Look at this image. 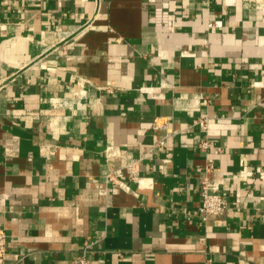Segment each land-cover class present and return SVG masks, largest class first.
I'll use <instances>...</instances> for the list:
<instances>
[{
    "label": "crops",
    "instance_id": "0c3cea01",
    "mask_svg": "<svg viewBox=\"0 0 264 264\" xmlns=\"http://www.w3.org/2000/svg\"><path fill=\"white\" fill-rule=\"evenodd\" d=\"M0 227L8 264H264V0H0Z\"/></svg>",
    "mask_w": 264,
    "mask_h": 264
},
{
    "label": "built area",
    "instance_id": "2783aa9c",
    "mask_svg": "<svg viewBox=\"0 0 264 264\" xmlns=\"http://www.w3.org/2000/svg\"><path fill=\"white\" fill-rule=\"evenodd\" d=\"M182 54L187 55L188 52L184 51ZM89 95V90L85 88H79L77 90H73L72 95L70 96L63 94L52 97L51 103L54 107H66L72 112L76 111L88 117L89 104L86 99ZM64 117L66 118L69 116ZM198 123L200 124L202 130L207 131L209 127V118L201 117L198 120ZM212 145V142H210L208 138L202 139L199 142V147L203 150L210 148ZM218 152L219 148H215L214 153L216 154ZM204 170L205 174L200 177L199 182L200 204L198 207V213L204 221H207L211 216H219L227 212L229 208L230 192L220 188H215L213 186L211 177L208 174L216 170L215 159L213 156L208 158V162ZM139 173V159H136L122 166L121 168L109 170L106 173V180L115 185L126 186V183L123 179H121V177L127 175L130 179L135 181L140 178ZM7 241L8 234L4 228L0 227V264H8L6 261L8 254ZM81 262L86 264V261L83 257L81 258Z\"/></svg>",
    "mask_w": 264,
    "mask_h": 264
}]
</instances>
